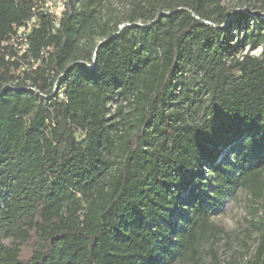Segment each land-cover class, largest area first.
<instances>
[{
  "label": "trees",
  "instance_id": "obj_1",
  "mask_svg": "<svg viewBox=\"0 0 264 264\" xmlns=\"http://www.w3.org/2000/svg\"><path fill=\"white\" fill-rule=\"evenodd\" d=\"M38 1L0 0V43ZM77 2L36 13L21 59L0 46V264H226L211 218L238 189L261 217L230 264H264V20L240 37L221 0H148L119 31Z\"/></svg>",
  "mask_w": 264,
  "mask_h": 264
},
{
  "label": "rangeland",
  "instance_id": "obj_2",
  "mask_svg": "<svg viewBox=\"0 0 264 264\" xmlns=\"http://www.w3.org/2000/svg\"><path fill=\"white\" fill-rule=\"evenodd\" d=\"M221 1L225 8L231 11V14L244 12L249 15L250 19L246 26L241 29L239 33L240 37L256 28V19L264 20V14H259L258 5L242 4L241 0ZM147 3L148 0H78L77 6L88 8L90 5L91 8L94 7L93 19L99 27L105 25L107 28L112 29L117 26L118 30L121 31L128 26L144 25L141 20L130 24L128 23V18L136 6L145 7ZM154 10L155 17L165 15V12L158 13L156 7ZM96 31H98V28ZM101 40L100 36L94 37L95 43H100ZM247 52L253 56H259L261 48L249 50L248 44H244L240 54ZM87 65L88 67L93 66V64ZM109 108L111 123L120 121L121 116L131 112V107L127 104V101L120 98L111 101ZM118 110L120 113L117 115ZM120 122L122 124L117 125L119 129L118 135L125 136L133 130L132 126L129 125L131 122L129 124L124 121ZM260 217L261 211L255 212L254 206L250 203L249 194L242 189H238L235 195L226 200L223 210L211 218V223L222 230V234L218 236V239L214 242V246L217 248L220 259L224 263L230 264L232 261L244 263L252 258L258 238V231L252 224L258 221ZM30 254L31 250L27 248L23 251L21 258L26 260ZM207 263L206 261L205 264Z\"/></svg>",
  "mask_w": 264,
  "mask_h": 264
},
{
  "label": "built area",
  "instance_id": "obj_3",
  "mask_svg": "<svg viewBox=\"0 0 264 264\" xmlns=\"http://www.w3.org/2000/svg\"><path fill=\"white\" fill-rule=\"evenodd\" d=\"M67 0H39L35 8L32 9L33 14L20 26H13L12 33L9 35L8 40L0 43L1 47H7L6 53L3 49H0L1 53H5L4 59L9 62H13L16 58L26 54L29 50V36L32 31L39 25V20L36 13L43 15H49L52 18L54 27H58L60 19L66 8ZM21 61V60H20ZM26 68L25 64L20 65V69L16 74H20V71ZM53 91H57L56 84L53 87ZM59 96H61L59 94Z\"/></svg>",
  "mask_w": 264,
  "mask_h": 264
},
{
  "label": "water",
  "instance_id": "obj_4",
  "mask_svg": "<svg viewBox=\"0 0 264 264\" xmlns=\"http://www.w3.org/2000/svg\"><path fill=\"white\" fill-rule=\"evenodd\" d=\"M101 43L98 44V46L100 45Z\"/></svg>",
  "mask_w": 264,
  "mask_h": 264
}]
</instances>
